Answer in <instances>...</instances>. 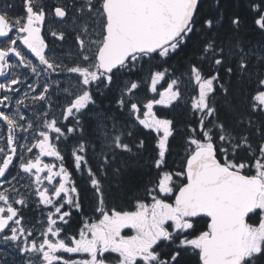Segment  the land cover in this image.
Listing matches in <instances>:
<instances>
[{"label": "snow or ice", "instance_id": "1", "mask_svg": "<svg viewBox=\"0 0 264 264\" xmlns=\"http://www.w3.org/2000/svg\"><path fill=\"white\" fill-rule=\"evenodd\" d=\"M0 264H264V0H2Z\"/></svg>", "mask_w": 264, "mask_h": 264}, {"label": "trees", "instance_id": "2", "mask_svg": "<svg viewBox=\"0 0 264 264\" xmlns=\"http://www.w3.org/2000/svg\"><path fill=\"white\" fill-rule=\"evenodd\" d=\"M232 2H233V4H235V5H239L240 3L243 2V0H232ZM84 203H85V208H86V210H89V211H90V205H89V203H88L87 198H85Z\"/></svg>", "mask_w": 264, "mask_h": 264}, {"label": "flooded vegetation", "instance_id": "3", "mask_svg": "<svg viewBox=\"0 0 264 264\" xmlns=\"http://www.w3.org/2000/svg\"><path fill=\"white\" fill-rule=\"evenodd\" d=\"M0 2H2V0H0ZM126 234H130L129 230H125Z\"/></svg>", "mask_w": 264, "mask_h": 264}]
</instances>
